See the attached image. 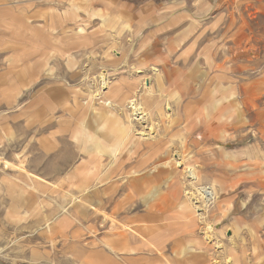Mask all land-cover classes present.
<instances>
[{"label": "rangeland", "instance_id": "1", "mask_svg": "<svg viewBox=\"0 0 264 264\" xmlns=\"http://www.w3.org/2000/svg\"><path fill=\"white\" fill-rule=\"evenodd\" d=\"M196 1L0 0V263L28 264L20 262L27 254L35 264H226L228 255L236 264H255L260 250L263 257L264 132L256 114L264 120V0ZM213 56L228 66L234 84L250 88L249 112L239 115L238 106L229 114L234 127L201 132L186 128L187 121L168 123L155 107L148 118L169 158L181 153L200 172L201 185L213 186L217 200L203 209L201 222L191 200L186 208L184 198L160 203L170 196L166 175L144 167L135 188L119 181L141 169L142 151L128 155L123 168L97 166L87 151L94 106L107 128L98 134L102 142L121 141L123 151L128 140L89 97L101 72L112 82L108 99L117 102L129 82L161 68L163 57L186 75L196 63L194 71L211 73ZM136 70L143 74L136 77ZM172 73L154 85L163 112L172 108L175 120L181 105L191 104L189 119L207 121L219 84L189 83L180 95L169 87ZM135 84L139 91L142 84ZM101 176L111 179L98 186ZM207 226L212 242L198 246Z\"/></svg>", "mask_w": 264, "mask_h": 264}, {"label": "bare ground", "instance_id": "2", "mask_svg": "<svg viewBox=\"0 0 264 264\" xmlns=\"http://www.w3.org/2000/svg\"><path fill=\"white\" fill-rule=\"evenodd\" d=\"M82 33H83L82 28H79L76 31L77 35L78 34L81 35ZM166 59H167L166 57H163V59H160L161 68L156 67V66L151 67V70H150L151 76L140 77L139 75H142L143 71L142 70L141 71L136 70L134 75H136V77L139 76L138 79H136V82L138 84H142L141 85L142 88L139 89V91H138V88L136 87V84H135L136 82H134V81L129 82L128 89H127L126 93L123 94V97H121L117 102L110 101L108 99L109 95L113 94L112 82H110L108 74L105 72H101L98 74V77L96 79L97 85H98V87L96 89L97 94L94 95L90 91L91 92L90 97H89L90 106L91 105L93 106L94 103H98V105L100 107V111L102 112L103 115L114 116L115 123H116V125H118V128H119L118 130H121V132L124 134L123 139L125 140V138H126L128 140V142L126 143L127 147L123 148V151H120L122 149V148H120V145H122L121 141H117L114 145L110 144L109 146L105 145L102 142V140L98 136V134L104 133L107 130V128H106V124H101V123L99 124V122L97 120L98 119L97 114H95V111H97L98 108H95V106H94V108H92V119L90 122V124L92 126V131L90 133H87V140H88L87 151H89V153L92 154L93 159H94L93 161L97 164V166H101V167L109 166V167H113V168H116V167L123 168V166H124L123 164L126 161H128V155L131 154V156H134L137 152L142 151L141 152L142 153V159L140 160L141 164H138V165H140L141 169H133L131 171L124 173L125 175H127V177L120 178L119 181L121 183H123L124 186L128 185V187L132 186L135 188L138 181L140 180V178L134 179V177H136V175H138L142 171V169H144V167H147L152 171H156V176L157 175H164V176L166 175L164 178V183L167 184V188H168V191L170 193V196L159 197L158 199H159L160 203L161 202L166 203L167 197L168 198L173 197L174 200L177 201L178 203H179V201H178L179 199L184 198L182 204H180V205L182 208H186L185 206H187V203L185 201L188 200V202H189V200H191L193 202V205L195 206V209L197 211L202 212V213H199L200 217L198 219H201L200 220L201 222H205L206 216L204 215L205 211L203 212V209L207 208V206L211 207V205L216 202V200H217L216 196L217 195H215V190H214L212 185H201V183H200L201 179L199 176L200 172L198 173L194 166L186 165L184 163V160H183L184 157H182L181 153H178L176 151V153H174L175 157L173 156L174 159L171 160V158H169V156H168L169 151L167 150L166 146L163 145V142L161 140V136L157 133V130L152 128L153 123H151V126L148 124V118H150V114H152V112H154L153 110L151 111V109L153 107H155L157 116L160 115L162 117H165L164 119H166V120L168 119L169 120L168 123H170V124H173V123L175 124V122H177L176 124H181L184 121H187L186 128L190 127V129H192V128L196 127V129H201V132L208 131V132L212 133L215 131H221L222 133H224L230 127H234V125H232L231 123L228 124L230 121H232V116L229 114L232 112L233 108L238 107V106H242V108L244 110L241 111V109H242L241 108L238 111L239 115H243L245 113V110L247 112H249L248 107H250L249 104L251 102L248 99V97H246V96H248V93H249L248 91H250L249 90L250 88L247 86H238V85L234 84V79L230 75L231 74L230 69H228V66L226 67L224 63H221V64L217 63L218 57H216V56H213L211 58L213 60V62H212V66L209 68V72H211V73L216 72V73H213V75H211V73L208 74V73L202 72L200 70L194 71V68L197 66L198 63L195 64L194 68L190 69L191 71L189 73L184 75L185 72H182L179 69L172 68ZM226 64H228V63H226ZM170 70L173 72L172 77H171L170 81H169V79H167V81L169 83V87H172L175 90H180L178 94H180V92L182 94L184 88L187 86H190L189 83L205 84L206 81H209V85L210 84H219V86H218L219 88H217V90L215 92V94L218 98L216 100V103H215L216 108H215V111L209 115L210 117L207 121L201 120V118L197 117V116L195 118L191 117L189 119V117H190L189 113L191 112V110H190L191 104L190 105L189 104L181 105V107H183L182 108L183 114L182 115L177 114L175 116V118H176L175 120H173V119L171 120L172 108L167 107L168 108L167 111L163 112V109L161 108L160 94H158V93H156V91H154V85L157 84L156 86H161L163 84V80H164L163 79V73L164 72L167 73ZM221 70L223 72H220ZM152 81L154 83L153 86H152ZM198 82H200V83H198ZM141 86H139V87H141ZM235 90L238 91L236 95H234ZM237 95L239 98L242 97L241 100L235 98V96H237ZM168 105H169V103H168ZM173 105H175L176 109H177V107L178 108L180 107L179 102L174 103ZM177 111H178V109H177ZM114 113H117V114H114ZM256 115H257V121L260 122V124H259V130L260 131L259 132L261 134H263V132H264V120L258 117L259 114H256ZM151 116L153 118V115H151ZM237 117H239V116H237ZM166 124H167V122H166ZM138 126H140L141 129H137ZM162 129H163V127H162ZM75 139L77 140V142L79 144L83 141L82 136H76ZM76 140H75V143H76ZM113 143H114V141H113ZM170 149H172V148H170ZM158 154H161V157L155 160V158L158 156ZM196 164H198V163H196ZM205 164H204V166H205ZM198 167H200V166H198ZM203 173H201L202 176H203ZM110 179L105 178L104 176H101L99 178V180L97 178L95 180L99 181L98 182V186H99V185H101L102 182L108 181ZM204 184H206V183H204ZM96 185H97V181H96L95 187H97ZM110 185L111 186L116 185V183L114 184L112 182V184H110ZM158 185H161V184H158ZM263 185H262V187H263ZM118 186H119V184H118ZM29 189L35 193L39 192L37 190V188H35L34 186H32V187L29 186ZM186 196H188L189 198H186ZM170 202H173V201H170ZM212 209H214V208H212ZM62 211H64V210H62ZM209 214H210V212H209ZM207 218H208V216H207ZM210 223H212V222H210ZM210 223H209V225H210ZM54 225L56 226V224H54ZM45 227H44V229H46L45 232H47V233H50L53 229H55V228H53L54 227L53 222L52 223L47 222V224H45ZM209 228L210 227L207 226L206 231L204 230L203 238L201 240L196 239L198 241H196L195 243L198 246H205V245L211 244L212 238L214 237V234H212V232H211V231H213V228H211V231L209 230ZM202 230H203V228H202ZM45 232H43V233H45ZM229 238H230V236H229ZM191 242H193V241L191 240ZM255 242H260V241H257V238H256ZM50 243H51V240H50ZM258 244H256V245H258ZM213 246L215 248H218V247L220 248L219 244H214ZM260 247L264 248V246H262V245ZM240 248L242 250V247H240ZM202 249L205 250L206 248L204 249L202 247ZM255 249H258V248H253V250H255ZM22 250H24V249H22ZM2 252H3V249H0V255L2 254ZM156 254L159 256L162 255V253L160 252V249L156 248ZM261 256H262V253L260 250V252H258V254L255 255V259L258 261L255 264H264V260L262 261L264 255L262 258H261ZM25 260H28V261L33 262V263L37 262L35 257L26 258ZM252 260L253 259H250V262H251L250 264L253 263ZM235 262L236 261H234L231 258V255H228L226 260H225L226 264H236Z\"/></svg>", "mask_w": 264, "mask_h": 264}, {"label": "crops", "instance_id": "3", "mask_svg": "<svg viewBox=\"0 0 264 264\" xmlns=\"http://www.w3.org/2000/svg\"><path fill=\"white\" fill-rule=\"evenodd\" d=\"M200 1V0H199ZM199 1H196V2H199ZM26 169V168H25ZM35 175V174H34ZM38 175H36V177H37ZM26 185H28V184H26ZM25 185V186H26ZM34 247H36V246H34ZM148 247V246H147ZM39 248V247H38ZM149 248H150V246H149ZM39 249H41V248H39ZM28 255V254H27ZM27 255L25 256V257H23L24 259L25 258H27ZM20 262H22V263H28V264H35V263H33V262H30V261H28V260H20ZM18 263V262H17ZM0 264H2V263H0Z\"/></svg>", "mask_w": 264, "mask_h": 264}]
</instances>
